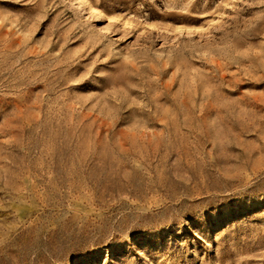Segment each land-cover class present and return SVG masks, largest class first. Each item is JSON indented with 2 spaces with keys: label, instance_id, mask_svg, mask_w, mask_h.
<instances>
[{
  "label": "rangeland",
  "instance_id": "374dc122",
  "mask_svg": "<svg viewBox=\"0 0 264 264\" xmlns=\"http://www.w3.org/2000/svg\"><path fill=\"white\" fill-rule=\"evenodd\" d=\"M0 264H264V0H0Z\"/></svg>",
  "mask_w": 264,
  "mask_h": 264
}]
</instances>
